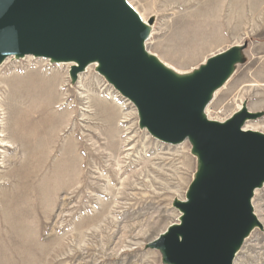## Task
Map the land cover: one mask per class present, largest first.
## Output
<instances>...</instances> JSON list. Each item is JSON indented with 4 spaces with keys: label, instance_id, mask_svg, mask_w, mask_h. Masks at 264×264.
Instances as JSON below:
<instances>
[{
    "label": "rangeland",
    "instance_id": "obj_1",
    "mask_svg": "<svg viewBox=\"0 0 264 264\" xmlns=\"http://www.w3.org/2000/svg\"><path fill=\"white\" fill-rule=\"evenodd\" d=\"M125 1L151 26L147 53L179 75L238 45L207 116L225 122L243 105L264 133V0ZM13 59L0 66V264H163L152 242L178 221L199 166L192 143L149 135L94 65L73 76L66 64ZM46 105L67 117L38 173ZM251 199L260 227L232 264H264V184Z\"/></svg>",
    "mask_w": 264,
    "mask_h": 264
},
{
    "label": "water",
    "instance_id": "obj_2",
    "mask_svg": "<svg viewBox=\"0 0 264 264\" xmlns=\"http://www.w3.org/2000/svg\"><path fill=\"white\" fill-rule=\"evenodd\" d=\"M143 30L121 0H0V61L10 55L73 59L102 72L132 100L141 125L178 143L191 136L213 173L197 185L181 224L158 243L170 264H232L231 246L253 221L250 200L264 181V137L244 132L240 113L224 125L199 113L232 58L211 61L180 90L142 60Z\"/></svg>",
    "mask_w": 264,
    "mask_h": 264
},
{
    "label": "bare ground",
    "instance_id": "obj_3",
    "mask_svg": "<svg viewBox=\"0 0 264 264\" xmlns=\"http://www.w3.org/2000/svg\"><path fill=\"white\" fill-rule=\"evenodd\" d=\"M121 1H122L123 6L139 22V24H140V26H141V28L143 30V39L141 41L142 60L145 61L146 63H148L149 65H151L152 67L158 69L166 77V79L169 82V84L175 90H180L187 83H189L193 79V77H195L198 73H200V71H202L206 67V65L208 63H210L211 61L218 60V59H224L227 56H230L232 58V63L230 64V66H229V68H228V70L226 72V75L224 76L222 81L219 83V85L216 86L210 92L205 104L203 105V107L200 110L199 119L201 121L205 122V123H211V124H215V125H224V124L228 123L236 115L244 112V113H247L248 117L245 118V120L242 122V124L240 125V129L242 131H244V132L257 134V135H260V136L264 137V133L263 132H259L256 128L248 125L251 120H256V119L260 118V114H253V113L249 112V110L246 108V106H243V105L238 106L237 107L238 108L237 112L235 114H233L232 117L229 118L225 122H217V121H214V120L208 118V116H207V112H208V108H209L208 107L209 101L212 100V98L215 96L216 92L221 87H223L225 85V83L231 78V76L234 73V69H235L234 67L239 62V50L241 48L238 45L230 47L229 49H227V50H225V51H223L221 53H218V54H215V55L211 56L210 58H208L206 60L205 63H203V65H201L198 69L194 70L190 74L185 75V76L179 75L175 71H173L171 68H169L166 65H164L161 62V60H159L156 56L149 55L147 53V51L145 50V45H146V41L148 40V38L151 35V26L148 23H146L144 18L134 9V7L131 4H129L125 0H121ZM181 3H182V1H181ZM27 57H31V58H35V59H44V60L50 61L52 64H56V65H63V64L69 65L71 68H73L72 69L73 76L76 75L75 71H79L80 70V74H82V73H85V71L88 70L89 67L94 65L96 67L98 73L100 75H102L109 82V84L122 97L126 98L127 100L131 101V103L134 104V102L132 100H130L129 98L125 97L120 91H118L116 89L115 85L110 81L109 77L105 73L102 72V63L99 62L98 60L89 61L83 68H81L79 66V63L76 60H73V59L50 58V57L39 56V55H18V54H14V55H10V56H7V57L3 58L0 61V66L3 65V63H5V61H7V59H9V58H14L15 60H23V59H26ZM61 104L63 105V103H61ZM52 105H48V106L46 105L47 107L45 106L44 108H42L41 111L37 112V114L39 116L38 117V121H40V123L42 124L41 127H43L42 130L40 129L41 131L39 132V136L36 138L37 139V143H36L35 147H33V154H34V157H35L34 166L36 164V166H37L36 169L37 170H40V169L42 170V169L46 168L47 156L49 155V153H50V151L52 149V146L54 144L53 142L57 139L55 134L58 132L59 128L61 129L62 126L64 125L63 121L62 120L60 121L59 120L60 117H58V116H62V115H63V117L66 116L65 115L66 114V109H64L65 106H64V108H62L64 110L61 109V112L59 114H57V112H59L58 109L57 110L55 109L56 112L53 113V108L51 107ZM138 113H139V111H138ZM139 115H140V113H139ZM140 119H142L141 115H140ZM142 127L153 138H155V139H157V140H159V141H161L163 143H166V144L177 145V144H172V143H169V142H166V141H163V140L157 138L155 135L151 134L144 126H142ZM187 139L193 145V148H194V150H192L193 153H197V155L199 156V166H198V170H197L196 174L193 177V181H192V183H191V185H190V187L188 189V192H186L187 193L186 194V198L185 199L183 198L181 200H177L176 201V205H177L178 208H180L181 206L186 205L187 203H189L191 201L192 195L194 194L195 189H196L197 185L199 184V182L203 178L211 176V174L213 173V167L204 164L202 153L197 149V143L194 140V138L191 137V136H187V137H185V139L182 142H184ZM41 170L38 171V173H40ZM38 173H36V174H38ZM263 184H264V181L261 182L260 185L257 186L253 190L252 198L256 194V191L258 190V188H261L263 186ZM251 200H250L249 204H250V208H251V214H252V217H253V221H252L251 225L248 227V229L246 230V232L243 235L241 241L238 242L237 244H233L231 246L232 253H233V259L235 258L236 254L238 253V251L242 247L244 241L249 237L251 232H253L257 227L258 228L260 227V223L258 221V217H257V214H256V212L254 210V206H253V203L251 202ZM183 217H184V210H180V216L178 218L177 223L168 226L167 229H165V231H163L162 234H160L154 240V242H152L153 249L159 250V251L162 252V254H163V264H170V263H168L166 261L167 253H166L165 248L164 247H158L157 243L161 239H163L169 231L177 228L181 224Z\"/></svg>",
    "mask_w": 264,
    "mask_h": 264
}]
</instances>
